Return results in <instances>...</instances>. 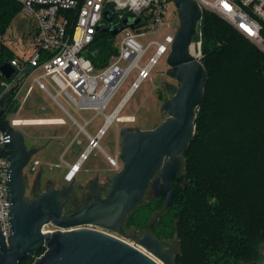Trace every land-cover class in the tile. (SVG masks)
<instances>
[{"label": "water", "instance_id": "obj_1", "mask_svg": "<svg viewBox=\"0 0 264 264\" xmlns=\"http://www.w3.org/2000/svg\"><path fill=\"white\" fill-rule=\"evenodd\" d=\"M175 5L180 25L167 61L171 69L168 74L179 87L164 103L167 120L150 130H121L122 167L111 178L104 195L92 186L94 199L90 204L66 214L64 201L75 189L73 183L27 197L25 169L40 149L29 148L23 131L3 119L5 103L15 88L0 100V129L6 133L3 142L7 146L0 149V156L10 162L6 185L11 227L6 238L0 224V264H19L43 248L45 253L34 264H175L174 252L152 233L163 212L146 232L126 236L124 231L127 218L144 203L149 191L154 198L165 200L164 212L173 207L172 181L183 171V155L196 135L197 112L210 78L204 64L193 53L194 38L203 17L201 6L195 0H175ZM115 14L111 6L98 31L116 36L126 27H138L140 19L136 17L114 23ZM97 54L98 51L92 53L94 57ZM0 72L10 79L15 69L4 62ZM48 225L55 229L45 232ZM99 228L130 237L136 245Z\"/></svg>", "mask_w": 264, "mask_h": 264}, {"label": "trees", "instance_id": "obj_2", "mask_svg": "<svg viewBox=\"0 0 264 264\" xmlns=\"http://www.w3.org/2000/svg\"><path fill=\"white\" fill-rule=\"evenodd\" d=\"M21 10L16 0H0V36L7 33ZM198 33L201 62L210 77L195 121L200 133L183 155L182 173L172 181L173 207L160 216L152 233L160 240L177 236L175 264L260 263L264 249V148L251 150L250 145L258 141L254 137L236 147L224 146V137H217L212 130L203 132L202 127L214 111L208 90L217 76L225 81L220 86L227 99L251 97L258 89L264 93V53L251 44H240L238 38L245 37L210 11L203 13ZM112 37L100 32L91 47L89 57L97 68L118 54L110 43ZM95 51L96 57L92 55ZM14 57L13 50L1 42L0 66ZM255 102L253 98L251 109ZM164 206V199L152 197L135 209L128 221L144 230L154 212Z\"/></svg>", "mask_w": 264, "mask_h": 264}, {"label": "built area", "instance_id": "obj_3", "mask_svg": "<svg viewBox=\"0 0 264 264\" xmlns=\"http://www.w3.org/2000/svg\"><path fill=\"white\" fill-rule=\"evenodd\" d=\"M16 1L22 5L23 12L30 19L31 33L29 34L32 35L30 43L33 52L29 57L25 55L20 57L13 51L15 57L8 63L14 67L15 73L10 79H6L0 72L3 78L0 82V100L9 90L15 88L14 94L5 103L6 114L9 111L19 114L24 107L27 96L32 90L29 89L26 92L23 100L20 99V93L28 78L33 74H39L34 78L33 84L38 85L66 114L69 112L59 98L66 101L77 112L94 110L97 115L105 114L108 105L133 70L137 69L139 75L133 83L131 92L151 76L152 68L163 56L170 54L179 27L180 18L176 5L172 8L175 0ZM195 1L200 4L203 13L210 11L223 17L237 32L264 49V0ZM111 6H114L116 10L113 16L114 23L121 22L127 17L139 18L140 22L134 29L126 27L121 31L123 37L115 59L106 66L97 68L85 52L90 54L93 51L91 47L100 33L98 27L103 26L105 12ZM164 30L168 32L164 38L156 39V36ZM142 39L149 40L147 46L141 42ZM148 48H155V53L150 57L149 63L142 67L140 61L146 55ZM202 49V41L199 40L193 52L198 60L202 57ZM46 82L51 86L55 84L53 87L56 94H53ZM128 96L122 100L112 114L105 115V123L96 135L88 134L89 146L80 155L79 160L71 166L69 174L72 176L70 175L67 180L70 181L75 177L95 149H101L100 141L108 132L109 126L113 123L124 122L120 120L118 110L122 109ZM46 109L43 107L44 111ZM116 113V118L110 119ZM136 119L130 116L125 122L134 123ZM7 120L16 130L20 131H23L20 127L24 125L66 124L62 119L22 120L15 117ZM73 120L79 125L75 118ZM90 122L87 121L84 125H80V131H86V126ZM5 135L6 133L0 129V149H7L3 142ZM78 142L82 143L80 140ZM114 159L111 156L108 157L115 169L119 171L122 163L117 157ZM42 165L43 163L34 156L27 168L30 172L36 173ZM9 168L8 159L0 156V224L6 238L11 234L10 202H7L9 193L6 185L9 180L7 175ZM45 230L47 232L46 227Z\"/></svg>", "mask_w": 264, "mask_h": 264}, {"label": "rangeland", "instance_id": "obj_4", "mask_svg": "<svg viewBox=\"0 0 264 264\" xmlns=\"http://www.w3.org/2000/svg\"><path fill=\"white\" fill-rule=\"evenodd\" d=\"M173 5L172 8L175 7V4ZM219 17L225 23L229 24L226 19L221 16ZM29 33H31L30 19L23 12V10H21V12L14 19L12 26L9 28L7 33L4 36H0V43L2 42L7 45L20 57H24V55L25 57H29L33 52V47L30 43L32 41V35ZM166 33L168 32L165 30L162 31V33H159L156 36V39L162 40ZM197 35L193 42V52L196 50V44L200 40L197 38ZM122 37L123 34L120 32L118 35L111 38L113 40L110 43H112V47H114L118 52L121 46L120 42ZM148 41L149 40L147 39L141 40L145 46H147ZM238 42L242 45L251 44L264 53L262 46L255 44L246 37L244 40L238 38ZM154 53L155 48H148L146 55L140 61V66H146L149 63L150 57L154 55ZM85 55L87 57L90 56L89 52H85ZM115 57L116 55L110 57V60H108L109 63L112 62ZM167 58V55L163 56L159 60L158 64L152 68L151 76L144 80L136 90L131 92L133 83L137 80L139 75L137 69L133 70L118 90L111 103L108 105L105 114L99 115H97L94 110H82L77 112L74 108L67 104L66 101L59 98L60 102L69 112V114H66L62 109L55 105L54 101L47 94H45L38 85L33 84L34 78L39 74H33L30 76L20 93V99L23 100L26 92L29 89L32 90L31 94L27 96L24 107L20 110L19 114H16L14 111H9L4 118L13 119L17 117V119L22 120L37 118H61L65 120L66 124H34L20 127L23 129L25 141L28 147L36 146V144L38 146H42L44 143L43 138L50 137L52 139L55 136L58 137L50 142L45 151L37 155L36 158H38L43 165L36 173L30 172L28 168L25 169L24 174L25 182L27 184V197H34L50 188H62L67 185L68 183H66V179L71 175L67 174L69 173L68 171L70 168L67 163L72 164L79 160L80 155L89 146L88 134L93 136L96 135L99 128L105 123V115L112 114L122 100L129 95L126 103L119 113V116L124 118L127 116L135 117L137 118L136 121L134 123H127L125 121L117 122L109 126L107 130L108 132H106V135L100 141L101 149H95L90 154L89 158L84 162L81 170L77 173L76 178L72 181L75 185V189L70 194L69 198L64 201L66 214L74 212L88 204V198L92 195L89 190V180L95 177V175L99 174L101 179L108 186L111 178L118 172L112 165L111 161L108 160V157L111 156L114 159L118 151L120 152L121 150V130L124 128H140L143 130H150L167 120L166 118L168 115L163 109V106L165 105L164 103L167 100L169 101V99L174 96L176 89L179 87V83L176 79L168 74L171 69L168 65ZM231 60L232 59L230 58V61ZM2 80L3 78L0 74V82ZM220 80L222 79L217 76V78L213 81L212 87L208 90V96L211 97V102L213 103L212 109L214 111L207 119V124L202 127L203 132L206 130H212L214 132L212 134L217 135V137H224L222 140L224 143L223 145L230 146V148L236 147L237 144L242 143V141H245L246 139H251L253 137L255 139L258 138V141L250 145V148L253 151L254 148H257L259 151L263 150L264 93L258 89L256 90V93L253 92L251 97H236V100H234L232 99L233 96H230V99H227L226 95L223 96V94L226 93L223 91L225 88L220 86L221 84H224L225 81L222 80L223 83L218 84L217 82ZM46 84L53 94H56V90L53 87L55 84L53 86L47 82ZM218 87L220 89H218ZM220 93L222 96H220ZM253 98L254 100L256 99V102L255 107L253 106L254 108L251 109L250 105ZM43 107H46L47 110L44 111ZM71 116L79 122V125ZM87 121L91 122L86 126V131H80V125H84ZM199 133L200 131L198 132L197 129H195V134L198 135ZM73 140V147H71L69 152L63 156L65 150ZM78 140L82 143H79ZM152 197V192L149 191L145 198L146 202L150 201ZM164 207L161 210L154 212V216L149 221L147 227L141 231L131 224L127 218L124 227L126 236H136L140 233L148 231L151 222L157 219L162 212L164 213ZM46 229L54 230L55 227L48 225ZM99 229L116 235L115 233L103 228ZM116 236L126 240L134 246L136 245L130 237L126 238L120 235ZM162 241L165 242L170 249H173L174 254L179 251V240L177 236ZM45 251L46 249L40 250L34 257L29 256L20 261L19 264H34L37 258H40ZM262 252L264 253V249H262ZM263 260L264 257L260 263L256 264H263Z\"/></svg>", "mask_w": 264, "mask_h": 264}, {"label": "flooded vegetation", "instance_id": "obj_5", "mask_svg": "<svg viewBox=\"0 0 264 264\" xmlns=\"http://www.w3.org/2000/svg\"><path fill=\"white\" fill-rule=\"evenodd\" d=\"M55 138L57 139L58 137L55 136V137L52 138V139H51L50 137H49V138H43V139H44V143H43L42 146H38V145L36 144L37 148L40 149V151L37 153V155L40 154V153H42L43 151H45L46 148H47V146L50 144V142L53 141ZM43 139H42V140H43ZM36 146H34V147H36ZM72 146H73V144H72ZM32 147H33V146H32ZM29 148H30V147H29ZM119 154H120V152L118 151V153L116 154V157L118 158V161L120 162ZM36 157H37V156H36ZM116 157H115V158H116ZM94 170H99V169H94ZM68 172H70V169H69ZM67 174H68V173H67ZM76 176H77V175H76ZM76 176L73 177V179L70 180V181L66 179V183H68L67 185H69L70 183H73L72 181L76 178ZM73 184H74V183H73ZM67 185H65V186H67ZM93 185L96 186L97 190H98L102 195L105 194V191H106L107 188H108V186H107L106 183L101 179V177H100L99 174L95 175V177H93V178H91V179L89 180V190H90V191H91V188H92ZM65 186H63L62 188H64ZM74 188H75V185H74ZM50 189H51V188H50ZM73 190H74V189H73ZM72 192H73V191H72ZM91 193H92V191H91ZM93 199H94V195H93V193H92V195L88 198L87 203L90 204V202L93 201ZM86 205H87V204H86ZM161 241H162V240H161ZM162 243H163V246H164V247L170 249L169 246H167V245L165 244V242L162 241ZM170 250L173 251V249H170ZM173 252H174V251H173Z\"/></svg>", "mask_w": 264, "mask_h": 264}, {"label": "crops", "instance_id": "obj_6", "mask_svg": "<svg viewBox=\"0 0 264 264\" xmlns=\"http://www.w3.org/2000/svg\"><path fill=\"white\" fill-rule=\"evenodd\" d=\"M46 110H47V109H46ZM50 119L57 120V119H61V118H47V119H39V120H50ZM62 120H64V119H62ZM64 121H65V120H64ZM74 140H75V139H74ZM74 140L69 144V146H68V148L65 150L63 156L66 155V154L69 152V150H70L71 147H73L72 144H74ZM74 163H75V162H74ZM74 163H72V164L67 163V165L71 168V166H72ZM70 168H69V169H70Z\"/></svg>", "mask_w": 264, "mask_h": 264}, {"label": "bare ground", "instance_id": "obj_7", "mask_svg": "<svg viewBox=\"0 0 264 264\" xmlns=\"http://www.w3.org/2000/svg\"><path fill=\"white\" fill-rule=\"evenodd\" d=\"M120 111H121V110H118V112H120ZM118 112H117V113H118ZM117 113L114 114L110 119H115L116 116H117ZM119 117H120V120H121V121H126V118H127L128 116L125 117V118H124V117H121V116H119ZM33 125H34V124H33ZM36 125H41V124H36ZM49 125H50V124H49ZM70 171H71V170H70ZM68 174H69V173H68ZM76 175H77V174H76ZM76 175H75V176H76ZM71 176H72V174H71Z\"/></svg>", "mask_w": 264, "mask_h": 264}]
</instances>
